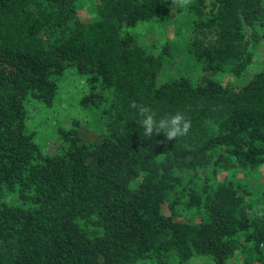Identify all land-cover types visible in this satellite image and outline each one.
Instances as JSON below:
<instances>
[{"label": "trees", "instance_id": "trees-1", "mask_svg": "<svg viewBox=\"0 0 264 264\" xmlns=\"http://www.w3.org/2000/svg\"><path fill=\"white\" fill-rule=\"evenodd\" d=\"M77 1L0 0V264H222L235 252L264 264V187L251 198L217 179L264 166V70L215 79L245 75L264 42V0H193L184 74L165 72L177 48L151 52L130 31L167 22L170 0H97L88 22ZM67 68L84 76L80 104L103 130L85 139L73 124L45 154L24 102L49 105ZM133 102L157 119L184 113L190 132L147 139Z\"/></svg>", "mask_w": 264, "mask_h": 264}, {"label": "rangeland", "instance_id": "rangeland-1", "mask_svg": "<svg viewBox=\"0 0 264 264\" xmlns=\"http://www.w3.org/2000/svg\"><path fill=\"white\" fill-rule=\"evenodd\" d=\"M207 0H203L205 3ZM193 2V0H192ZM97 0H78L77 12L83 22L93 21L98 18ZM185 9H173L169 20L163 25L151 22H141L130 28L137 36L138 42L148 46L151 52H156L163 44L171 45V49H178L176 55L170 58L173 61L165 72L171 69V74L176 71L185 73L183 69L188 68L180 48L186 35V27L189 18L186 17ZM147 48V47H146ZM168 65V63H167ZM264 70V42H259L253 51L252 61L247 67L245 75L239 78L227 74L215 76L221 83L230 85L242 84L252 73ZM56 92L49 105H45L34 98H28L24 102L26 129L32 134V139L38 145L41 152L53 154L59 150L60 140L58 131L65 130L75 124L85 139L97 137L103 130L102 118L92 106H82L80 99L86 92L85 78L73 68H67L56 77ZM233 179L243 184L248 190L251 198L257 196L264 187V166L259 165L252 169L223 170L218 173L217 179ZM191 217L190 212L184 213ZM134 264H154L148 259H140ZM185 264H214L208 257L193 256ZM222 264H242L240 254L235 252ZM255 264V263H254Z\"/></svg>", "mask_w": 264, "mask_h": 264}, {"label": "clouds", "instance_id": "clouds-1", "mask_svg": "<svg viewBox=\"0 0 264 264\" xmlns=\"http://www.w3.org/2000/svg\"><path fill=\"white\" fill-rule=\"evenodd\" d=\"M191 2L192 0H170L171 9H185ZM130 107L137 110L142 117L141 127L147 139L163 133L166 141H176L179 137L187 136L191 130V120L182 112L157 119L156 112L149 106L133 102ZM257 214L264 215V213Z\"/></svg>", "mask_w": 264, "mask_h": 264}]
</instances>
